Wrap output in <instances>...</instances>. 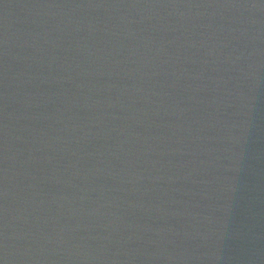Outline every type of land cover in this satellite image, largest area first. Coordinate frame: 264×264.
<instances>
[{"label":"water","instance_id":"1","mask_svg":"<svg viewBox=\"0 0 264 264\" xmlns=\"http://www.w3.org/2000/svg\"><path fill=\"white\" fill-rule=\"evenodd\" d=\"M0 264H264V0H0Z\"/></svg>","mask_w":264,"mask_h":264}]
</instances>
